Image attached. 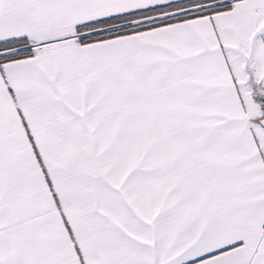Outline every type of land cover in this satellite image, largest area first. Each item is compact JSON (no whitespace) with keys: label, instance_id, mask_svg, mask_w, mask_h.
I'll return each mask as SVG.
<instances>
[{"label":"snow or ice","instance_id":"snow-or-ice-1","mask_svg":"<svg viewBox=\"0 0 264 264\" xmlns=\"http://www.w3.org/2000/svg\"><path fill=\"white\" fill-rule=\"evenodd\" d=\"M0 264H264V0H0Z\"/></svg>","mask_w":264,"mask_h":264}]
</instances>
